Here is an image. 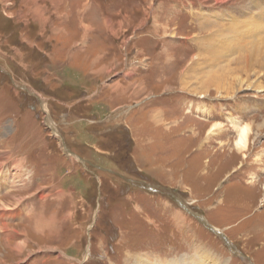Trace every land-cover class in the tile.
<instances>
[{"label": "rangeland", "instance_id": "374dc122", "mask_svg": "<svg viewBox=\"0 0 264 264\" xmlns=\"http://www.w3.org/2000/svg\"><path fill=\"white\" fill-rule=\"evenodd\" d=\"M250 2L0 0V264H264V74L181 78L231 56L198 40L233 43Z\"/></svg>", "mask_w": 264, "mask_h": 264}, {"label": "bare ground", "instance_id": "6f19581e", "mask_svg": "<svg viewBox=\"0 0 264 264\" xmlns=\"http://www.w3.org/2000/svg\"><path fill=\"white\" fill-rule=\"evenodd\" d=\"M262 2H264V0H251L250 4L256 3L259 4L260 7H250L247 9H243L241 7L240 16L241 17L243 16V19L240 20H242V23L244 24L243 27L246 29V31L241 37L240 36H236V38L233 37L232 39V41H234L233 43L226 42L225 45L223 42L220 41L219 46L217 47V49H215L216 48L215 45L213 48L212 46L213 44H211V42H209L208 40H198L199 43L202 42L201 44H205L209 47V51L207 53H212L213 51L216 50L220 51L226 46V53H230L231 56L229 57L227 56L228 58L223 59V61L217 62L216 65L212 67V69H207V70L203 68V65L199 64L201 63L202 58L199 55L198 57H195L196 61H194L193 59L191 62L192 68L189 71L186 68L185 72L181 74V78L187 75L189 78H193L199 84L198 89L192 88L189 91H192L194 94L196 93L198 95H201L199 94V92H205L208 87L212 86L218 90L226 89L225 90L226 93L225 96H226L233 91V88L236 87V85L242 84L244 81L246 82L249 81L252 76L255 77L254 75L257 76L258 73L264 74V4H260ZM251 8L254 11L251 12ZM202 11L205 10L202 9ZM223 13L225 14L226 12ZM223 13H216L210 11V13L208 14V19L203 18L202 15L200 16V19H198V23L201 29L209 28L215 24L217 26L216 30L219 31V32H214L213 30L212 32L206 34L204 38H214V37L219 38L222 36L220 30L226 29V21H228L227 19L225 20L222 17ZM232 13H235V11L233 10L231 12H227L226 14V16L229 17L231 16L228 21L229 23H234L236 21V17H235L236 15ZM213 21H215L217 24L214 23ZM204 25H207L208 27ZM229 26L232 27L231 25ZM235 31H233L232 33L234 34ZM243 40H246V42L239 44V42ZM236 42L237 45L232 47L231 44H234ZM222 52H225V50H222ZM198 69L201 70L202 72L201 74L197 73ZM192 71H194L196 75L193 74ZM184 87H186V85H184ZM248 133H249V127L247 125H244L240 128L238 136L235 140V148H237L239 151L246 149V147L248 146L247 144V138H249ZM247 194H249V192ZM0 203H1L0 207H5V205H3V201H0ZM17 246L19 247V245ZM194 252H195L194 255H180L181 257L196 255L194 262L191 261L185 264H201V263L215 264L216 260L212 256H210L209 253H203V251L200 249H196V251ZM170 259H175V258H170ZM170 259H166V260H170ZM166 260L164 262L160 261L161 263L157 262L155 264H168ZM183 262L184 261L177 260L174 263L171 262L170 264H183Z\"/></svg>", "mask_w": 264, "mask_h": 264}, {"label": "water", "instance_id": "95a60500", "mask_svg": "<svg viewBox=\"0 0 264 264\" xmlns=\"http://www.w3.org/2000/svg\"><path fill=\"white\" fill-rule=\"evenodd\" d=\"M0 70H1L4 74H8L6 71H4V70L2 69L1 66H0ZM12 84H14V85L16 86V83H14L13 81H12ZM17 87L21 88L22 90L26 91L28 94H31V95H33V96H35V97L37 98L36 94H34V93H33L30 89H28L27 87H25V86H19V85H17ZM192 215H193L196 219L200 220V221L204 224V226H205L207 229H209L212 233L217 234L218 236H220V237L226 242V238L224 237V235L221 234L220 232H218L217 229H215L214 227H211V226L207 225V224L205 223L204 219L201 218L199 215H197V214H196V215H195V214H192Z\"/></svg>", "mask_w": 264, "mask_h": 264}, {"label": "crops", "instance_id": "0c3cea01", "mask_svg": "<svg viewBox=\"0 0 264 264\" xmlns=\"http://www.w3.org/2000/svg\"><path fill=\"white\" fill-rule=\"evenodd\" d=\"M191 257L192 256H180L181 260L184 261L183 264L191 262L193 260Z\"/></svg>", "mask_w": 264, "mask_h": 264}, {"label": "flooded vegetation", "instance_id": "af4514ba", "mask_svg": "<svg viewBox=\"0 0 264 264\" xmlns=\"http://www.w3.org/2000/svg\"><path fill=\"white\" fill-rule=\"evenodd\" d=\"M126 128V125H124V128L123 129H125ZM119 174V173H118ZM119 176L121 177V175L119 174ZM134 181V183L137 185V183L135 182V179L133 180ZM195 219V218H194ZM196 220V219H195ZM201 223V222H200Z\"/></svg>", "mask_w": 264, "mask_h": 264}, {"label": "trees", "instance_id": "16d2710c", "mask_svg": "<svg viewBox=\"0 0 264 264\" xmlns=\"http://www.w3.org/2000/svg\"><path fill=\"white\" fill-rule=\"evenodd\" d=\"M94 188H95V186H94Z\"/></svg>", "mask_w": 264, "mask_h": 264}]
</instances>
